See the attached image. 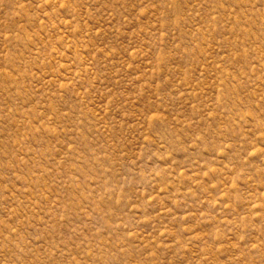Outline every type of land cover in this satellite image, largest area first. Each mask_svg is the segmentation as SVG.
Listing matches in <instances>:
<instances>
[{
  "label": "rangeland",
  "instance_id": "374dc122",
  "mask_svg": "<svg viewBox=\"0 0 264 264\" xmlns=\"http://www.w3.org/2000/svg\"><path fill=\"white\" fill-rule=\"evenodd\" d=\"M0 264H264V0H0Z\"/></svg>",
  "mask_w": 264,
  "mask_h": 264
}]
</instances>
